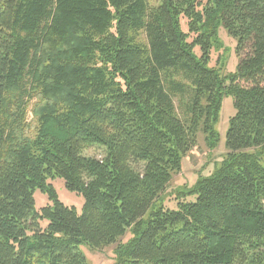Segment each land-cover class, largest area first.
Instances as JSON below:
<instances>
[{
	"label": "trees",
	"instance_id": "trees-1",
	"mask_svg": "<svg viewBox=\"0 0 264 264\" xmlns=\"http://www.w3.org/2000/svg\"><path fill=\"white\" fill-rule=\"evenodd\" d=\"M222 29L235 73L210 65ZM225 96L222 164L156 206L200 128L218 144ZM84 243L114 264H264V0H0V264H88Z\"/></svg>",
	"mask_w": 264,
	"mask_h": 264
},
{
	"label": "rangeland",
	"instance_id": "rangeland-1",
	"mask_svg": "<svg viewBox=\"0 0 264 264\" xmlns=\"http://www.w3.org/2000/svg\"><path fill=\"white\" fill-rule=\"evenodd\" d=\"M148 1L151 6L159 4V0ZM185 28L184 26V29ZM219 38L220 45H215L210 65L212 67H219L223 73H235L239 63L236 53L237 42L223 29L220 31ZM218 59L220 60L218 61ZM175 103L178 116L182 120H185L187 116L184 106L178 100H176ZM235 115L236 109L233 97L225 96L223 98L219 120L215 125V130L219 135L218 144L209 148L206 143L205 134L202 128H200L195 146L182 160L181 171L173 176L168 188L156 206L164 207L166 210H177L179 201H195V195H190L189 190L197 184L199 179L209 177L222 164L228 153L226 143L230 121ZM30 119H32V116H30ZM84 154L87 157L96 158L98 160H103L106 156L105 149L97 146L87 149ZM134 167L137 170H141L140 167L136 165H134ZM50 183L54 186L61 203L68 207L75 208L79 214L83 213L85 199L82 195L68 190L65 182L60 178L50 180ZM34 198L35 209L37 211L47 206H54V201L51 200L47 194L40 191L35 192ZM47 224L48 222L46 221L41 222L43 228H45ZM131 237V232H128L126 236L121 238L120 242L126 243ZM115 248L116 245H111L93 249L84 243L80 245L79 250L84 255L88 264H114Z\"/></svg>",
	"mask_w": 264,
	"mask_h": 264
}]
</instances>
